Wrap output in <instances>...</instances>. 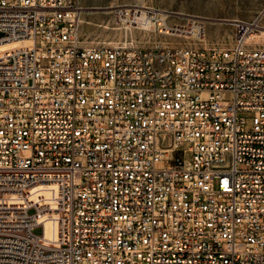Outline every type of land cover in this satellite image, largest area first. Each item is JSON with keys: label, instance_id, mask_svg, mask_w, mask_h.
Wrapping results in <instances>:
<instances>
[{"label": "built area", "instance_id": "built-area-1", "mask_svg": "<svg viewBox=\"0 0 264 264\" xmlns=\"http://www.w3.org/2000/svg\"><path fill=\"white\" fill-rule=\"evenodd\" d=\"M83 11L0 0V264H264V9L226 46L123 9L152 47Z\"/></svg>", "mask_w": 264, "mask_h": 264}, {"label": "rangeland", "instance_id": "rangeland-1", "mask_svg": "<svg viewBox=\"0 0 264 264\" xmlns=\"http://www.w3.org/2000/svg\"><path fill=\"white\" fill-rule=\"evenodd\" d=\"M83 6L82 37L89 43L110 44L134 39L144 47L180 40L156 31L127 26L119 20L122 9L154 7L169 14L170 23H181L187 13L206 16L202 45H230L234 37L232 19H251L264 9V0H79ZM264 24V16L262 20ZM264 40V35L262 37ZM39 232V229L36 230Z\"/></svg>", "mask_w": 264, "mask_h": 264}, {"label": "bare ground", "instance_id": "bare-ground-1", "mask_svg": "<svg viewBox=\"0 0 264 264\" xmlns=\"http://www.w3.org/2000/svg\"><path fill=\"white\" fill-rule=\"evenodd\" d=\"M123 10V9H122ZM120 10L119 11V20L121 23H125V24H128L129 23V16L126 15L124 12L125 11H122ZM27 41H16V42H13V43H4V44H1L0 45V50H3V49H10V48H17V47H21L23 45H27Z\"/></svg>", "mask_w": 264, "mask_h": 264}]
</instances>
